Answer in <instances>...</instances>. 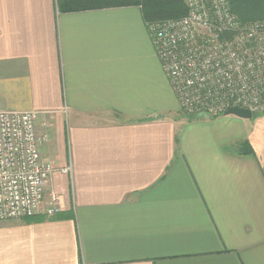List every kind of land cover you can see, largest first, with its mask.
Returning a JSON list of instances; mask_svg holds the SVG:
<instances>
[{"label": "crops", "instance_id": "crops-1", "mask_svg": "<svg viewBox=\"0 0 264 264\" xmlns=\"http://www.w3.org/2000/svg\"><path fill=\"white\" fill-rule=\"evenodd\" d=\"M0 110L41 112L61 210L0 264H264V113H182L139 6L0 0Z\"/></svg>", "mask_w": 264, "mask_h": 264}, {"label": "built area", "instance_id": "built-area-1", "mask_svg": "<svg viewBox=\"0 0 264 264\" xmlns=\"http://www.w3.org/2000/svg\"><path fill=\"white\" fill-rule=\"evenodd\" d=\"M188 13L147 23L154 46L181 107L190 116L218 117L231 108L264 113V20L242 23L230 0H183ZM41 112L0 110V220L61 210L51 193L57 168L41 147Z\"/></svg>", "mask_w": 264, "mask_h": 264}, {"label": "trees", "instance_id": "trees-1", "mask_svg": "<svg viewBox=\"0 0 264 264\" xmlns=\"http://www.w3.org/2000/svg\"><path fill=\"white\" fill-rule=\"evenodd\" d=\"M60 11L140 6L146 22L172 19L187 14L183 0H57ZM232 11L242 23L264 20V0H230Z\"/></svg>", "mask_w": 264, "mask_h": 264}, {"label": "water", "instance_id": "water-1", "mask_svg": "<svg viewBox=\"0 0 264 264\" xmlns=\"http://www.w3.org/2000/svg\"><path fill=\"white\" fill-rule=\"evenodd\" d=\"M225 115H235L237 117H241V118H252L253 117V112L249 109H245V108H231L229 109ZM202 117L205 118H210L209 115H203Z\"/></svg>", "mask_w": 264, "mask_h": 264}, {"label": "rangeland", "instance_id": "rangeland-1", "mask_svg": "<svg viewBox=\"0 0 264 264\" xmlns=\"http://www.w3.org/2000/svg\"><path fill=\"white\" fill-rule=\"evenodd\" d=\"M140 7V6H139ZM187 13H188V11H187ZM179 18V17H178ZM160 20H169L168 18H166V19H160ZM149 23V22H148ZM148 27V26H147ZM149 29V28H148ZM150 31V30H149ZM154 43V42H153ZM155 47V46H154ZM155 50H156V47H155ZM156 53H157V50H156ZM157 56H158V54H157ZM158 58H159V56H158ZM160 60V59H159ZM161 62V61H160ZM162 64V63H161ZM163 68V67H162ZM164 70V69H163ZM165 72V71H164ZM182 113L183 114H186V115H188L187 113H185V111L182 109ZM188 116H190V115H188Z\"/></svg>", "mask_w": 264, "mask_h": 264}]
</instances>
